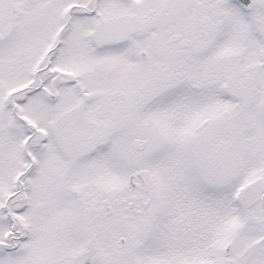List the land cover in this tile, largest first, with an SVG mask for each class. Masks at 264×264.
<instances>
[{"label":"snow or ice","instance_id":"snow-or-ice-1","mask_svg":"<svg viewBox=\"0 0 264 264\" xmlns=\"http://www.w3.org/2000/svg\"><path fill=\"white\" fill-rule=\"evenodd\" d=\"M0 264H264V0H0Z\"/></svg>","mask_w":264,"mask_h":264}]
</instances>
